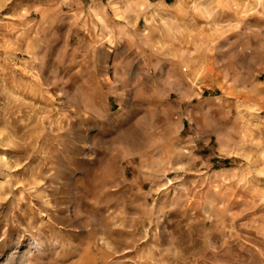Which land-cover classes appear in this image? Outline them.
Segmentation results:
<instances>
[{"label":"rangeland","instance_id":"rangeland-1","mask_svg":"<svg viewBox=\"0 0 264 264\" xmlns=\"http://www.w3.org/2000/svg\"><path fill=\"white\" fill-rule=\"evenodd\" d=\"M0 264H264V0H0Z\"/></svg>","mask_w":264,"mask_h":264},{"label":"bare ground","instance_id":"bare-ground-1","mask_svg":"<svg viewBox=\"0 0 264 264\" xmlns=\"http://www.w3.org/2000/svg\"><path fill=\"white\" fill-rule=\"evenodd\" d=\"M20 263V262H19Z\"/></svg>","mask_w":264,"mask_h":264}]
</instances>
